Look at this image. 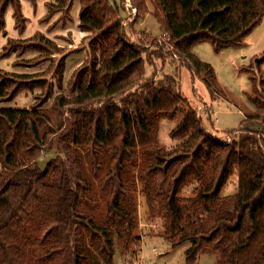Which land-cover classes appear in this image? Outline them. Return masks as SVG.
Segmentation results:
<instances>
[{
  "label": "trees",
  "instance_id": "trees-1",
  "mask_svg": "<svg viewBox=\"0 0 264 264\" xmlns=\"http://www.w3.org/2000/svg\"><path fill=\"white\" fill-rule=\"evenodd\" d=\"M129 1L136 13L127 21L125 0H80L78 27L90 32L88 56L49 110L62 115L68 108L67 128L58 124L54 129L55 119L40 109L53 87H62L64 58L42 74L8 73L0 67V103L36 84L44 93L29 109L0 107V264H113L115 241L122 251L140 241L134 234L133 197L139 186L152 216L165 219L171 246L189 242L186 264H194L200 254H215L214 264H264V102L257 103L263 77H252L258 85L250 97L256 113L223 142L205 130L177 78L154 80L155 72L145 78L151 62L142 56L144 39L132 41L125 31H133L143 18L145 0ZM149 1L169 38L162 44L172 49L157 57L185 63L212 95L217 86L213 69L191 53V46L200 40L212 41L217 51L241 46L264 16V0ZM58 2L51 8L71 5L70 0ZM8 7L23 31L19 1L0 0V33ZM14 47L19 54L30 48L40 54L63 51L37 32L25 40L9 39L0 48V60ZM47 61L40 55L21 64L36 68ZM263 61L264 52L244 69L253 73ZM162 118L177 119L170 136L182 139L167 152L158 145ZM59 132V156L39 164L44 148L53 143L50 136ZM84 154L91 175L82 166ZM102 169L99 187L108 190L107 211L98 224L81 206L94 203L88 196L93 188L89 176L97 177ZM235 171L237 192L221 198ZM192 182L197 183L195 196L181 200V190Z\"/></svg>",
  "mask_w": 264,
  "mask_h": 264
},
{
  "label": "rangeland",
  "instance_id": "rangeland-1",
  "mask_svg": "<svg viewBox=\"0 0 264 264\" xmlns=\"http://www.w3.org/2000/svg\"><path fill=\"white\" fill-rule=\"evenodd\" d=\"M18 1L20 3L21 14L24 18L19 24L20 26H24L23 31H20V29L16 27L14 11L11 7H8L4 16L5 28L0 33V38L2 37L5 41L2 43L0 40V48L6 45L9 39L25 40L28 36H34V33L38 28L36 19L40 16H42L40 21H47L50 28L57 27L60 24V21L67 24L66 21L71 20L70 10L73 5V0H70L71 5L69 8L67 7L69 6V3H66V7L60 10V15L57 13L59 11L51 8V5H58V0ZM74 5L75 9H73L75 18H79V4H77L76 0ZM46 6L48 7V11L45 15ZM126 6L127 5H125V7ZM145 7L146 13L141 21L137 23L133 31H129V28L125 29V31H127V35H129L132 41L139 40L141 42V40L144 39V41L139 44V46H142V50H145V52L142 53V56L145 59H149V62H151L146 67L147 73L145 78L148 79L153 72H155L154 80L161 79L164 75L177 78L179 80L181 94L190 106L195 107L197 113L200 115L201 123L204 127L210 130L216 138L222 140L223 142H229L233 134L237 132L233 134H228V132L245 127L246 116L254 115L257 111L255 104L250 99L251 96L255 95L256 89L258 88V85L257 87L254 85L252 77H257V80L260 79V76L263 77V80L260 81L261 93L257 94V103L263 105L264 102V61L259 65L258 69H254L253 73L244 69L251 64L254 65L255 60L260 58L261 54L264 52V16L262 17L260 24H258L252 32L243 39V44L241 46H222L217 51L210 40H200L191 46V53L198 60L210 65L213 69L217 86L213 89L214 94L212 95L204 80L193 74L185 63H180L177 59H175L174 63L170 59L163 61V59L157 57V53H170L171 51H165L163 49L159 50V48H170V45H163V40L158 44L159 48H155V46L152 45L153 43L157 44V41L155 40L162 38L163 33L153 16V7L149 0H145ZM127 10L129 13H133L132 9ZM55 13H57L55 15L56 17H52ZM120 16L125 17V14L120 13ZM12 36L19 37L12 38ZM61 39L65 40V42L60 43L49 39L57 46L63 48V51H59L55 55L54 52L40 54L38 50L33 48L26 49L22 54H19L20 49L14 47L9 51V55L7 57L0 60V67L8 73L42 74L46 73L50 66H52L53 70L59 61L64 58L65 65L61 83L62 87L61 89H58L55 85L52 89L51 98L40 107L41 110L47 111L51 118L55 119L52 123L54 129H57L58 124H63L66 126L65 128H67L68 123L66 119L69 117V109L66 108L62 112V115H58V113H50L49 110L52 105L53 98L67 89L68 82L73 71L83 65V62L88 56V37H85L80 41H75L74 38L71 37V34H66V36L61 37ZM167 41L168 40L165 42ZM28 50L33 51L30 56L25 55ZM83 50H85L86 53H84L81 59L76 62V65H73V67L68 71L69 74H66V59L69 56L71 59L79 57V54H73V52L79 53ZM40 55L48 58L47 63L43 66L29 68L21 64V62H27ZM5 61L8 62L7 64L10 67H7ZM163 63L166 64L163 69H161V65ZM48 78L49 74L45 76L44 80H48ZM41 93L42 95L44 94L42 86L36 84L30 89L21 90L16 96H19L17 99L15 97L11 101L0 103V107L29 109L35 103L38 105V100H35L34 98L36 95ZM260 112L263 111L260 110ZM176 122L177 119L172 121L162 118L159 120L158 145L160 150L163 152L176 148L182 140L173 139L170 136L171 129L174 127ZM251 127L256 128V125L254 124ZM63 129L64 128L62 127L61 130ZM60 134L61 132L50 136L53 143H51L49 148H44L41 157L38 159L39 164L45 165L51 159L59 156V153L56 150V144H61V138L59 137ZM82 166L84 171H86L88 175H91L90 164L88 163L85 154ZM104 174L105 169H102L97 177L89 176L93 188L92 191L88 193V196L94 203L92 206L86 204L81 206L86 214L94 216L95 222L98 224L104 222L107 211L106 199L108 196V190H102L99 187L100 179ZM237 184L238 177L235 171L223 187L220 195L221 198L235 194L237 192ZM196 187L197 183L195 182L183 187L179 194V198L185 201L188 198L194 197ZM140 188L141 186L138 187V191L133 192L135 205L134 234L139 236L140 241L138 244L130 242L127 251H122L120 244L115 241L113 264H186L185 251L190 246L189 242H183L176 247L171 246L170 242L167 240L168 237L165 232V219L160 216H152ZM154 206H156V203ZM142 240H144V242L141 243ZM216 259L217 256L215 254H200L194 264H214Z\"/></svg>",
  "mask_w": 264,
  "mask_h": 264
},
{
  "label": "crops",
  "instance_id": "crops-1",
  "mask_svg": "<svg viewBox=\"0 0 264 264\" xmlns=\"http://www.w3.org/2000/svg\"><path fill=\"white\" fill-rule=\"evenodd\" d=\"M77 4H79V9L78 12H80V0H76ZM46 2V1H45ZM75 0H73V5L72 8L70 10V15H71V20L66 21L67 24H64L63 22L60 21V24L57 27L54 28H50L48 26V22L45 20L40 21L41 17H38L36 19V24L38 25V28L36 30V32L34 33V35L37 32L42 33L44 36H46L48 39H51L55 42H60L63 43L65 42V40L61 39V37H65L66 34H71V37L74 38L75 41H80L82 39H84L85 37H88V35L90 34L89 32H82L79 27H78V21L79 18H75V14H74V9H75V5H74ZM78 7V6H76ZM74 8V9H73ZM48 11V7L46 6V11H45V15L47 14ZM58 15L61 14V12H57ZM55 13L52 17H56L55 15L57 14ZM79 16V15H78ZM58 17V16H57ZM7 34V32H6ZM8 35V34H7ZM10 37V36H9ZM19 36H12V38H16ZM30 37V36H28ZM26 37V38H28ZM0 40L2 41V43L5 41L4 39H2V37L0 38ZM32 50H28L25 55L26 56H30V54L32 53ZM86 53L85 50L78 52H73V54H79L80 56L77 58H70V56L66 59V74L68 73V71L73 67V65H76V62H78L81 57L83 56V54ZM6 62L7 67L8 66V62ZM10 65V64H9ZM69 74V73H68ZM19 97V96H18ZM16 97V99L18 98ZM144 242V240L141 241V243Z\"/></svg>",
  "mask_w": 264,
  "mask_h": 264
},
{
  "label": "built area",
  "instance_id": "built-area-1",
  "mask_svg": "<svg viewBox=\"0 0 264 264\" xmlns=\"http://www.w3.org/2000/svg\"><path fill=\"white\" fill-rule=\"evenodd\" d=\"M126 1V3H125V5H127L126 7H127V9H132L133 10V13L131 14V13H129V11H128V16H127V21H129V20H131V18L135 15V8L134 7H132L131 5H130V2H129V0H125ZM128 3V4H127ZM125 24V23H124ZM162 38H159V39H156L155 41H157V44H159V43H161L162 42V40H163V42H165L166 40H168L169 38H168V35L166 34V33H163L162 34ZM163 50H165V51H171V49L169 48V47H167V49H165V48H162ZM197 116H198V118H200V115L197 113ZM205 130L208 132V133H210L211 135H213L214 136V134L210 131V130H208L207 128H205ZM229 141V140H228Z\"/></svg>",
  "mask_w": 264,
  "mask_h": 264
}]
</instances>
